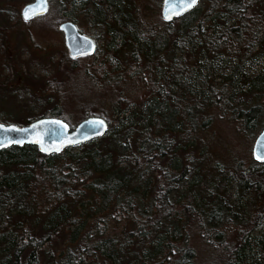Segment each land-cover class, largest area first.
Returning <instances> with one entry per match:
<instances>
[{
	"label": "trees",
	"instance_id": "16d2710c",
	"mask_svg": "<svg viewBox=\"0 0 264 264\" xmlns=\"http://www.w3.org/2000/svg\"><path fill=\"white\" fill-rule=\"evenodd\" d=\"M200 1L173 20L178 24L175 37L187 39L181 45L174 40L172 50L177 47L188 50L194 38H199L206 55L220 50L231 54V48L242 63L248 60L252 64L262 58V67L254 76L247 77L242 66L234 65L226 77L232 90L225 110L237 113L251 129L264 112V35L255 41L258 32L251 30L244 19L253 5L262 3L260 11L264 10V0H225L214 11L203 10ZM76 2L48 0L46 13L37 19H47L56 12L61 21L53 26L58 29L57 25L63 21L75 22L76 14H88L94 25L106 28L107 55L115 42L127 34L145 50L150 60L167 45L166 34L144 42L142 32L124 14L121 0H87L74 13ZM222 16L226 22L233 23L218 31L216 27ZM241 45L244 50L239 54L235 50ZM104 54L95 61L99 64L98 70L100 65L112 66ZM76 61L63 51L57 61L58 71L71 77ZM241 84H246L247 91H236ZM163 101L151 105L153 102L149 100L144 111L131 113V117L141 115L142 123L138 127L121 122L112 128L111 122L106 121L107 134L83 143L80 151L67 147L44 155L34 145L1 150V165L9 170L0 175V200L8 192L6 199L13 196L12 191L24 188L23 202L27 208L24 214L18 215L22 222L20 230L14 229L17 223H10L9 212L2 213L0 245L4 244V248L0 250V264H42V257H46L44 264H197L196 251L189 244L193 235L214 254L211 264H264V232L252 235L254 228L264 224V164L253 161L246 168L237 166L231 171L219 168L218 177L200 194L205 189H199L204 183V173L190 159L197 142L194 137L182 140L185 124L178 116L180 109H169L166 100ZM252 101L256 104L243 110ZM68 116L62 109L51 117L70 126ZM168 136H178L180 141L172 146ZM197 149L201 159L207 149L205 145H198ZM228 179L238 189L236 203H229ZM35 190L48 202L40 212L30 205ZM115 211L131 217L135 225V231L123 235L124 242H132L133 255L126 256L125 243L118 237H96L99 242L92 249L79 246L88 226ZM46 214L47 224L39 236L34 225L24 226L23 221ZM61 232L64 234L62 249L55 259L44 247Z\"/></svg>",
	"mask_w": 264,
	"mask_h": 264
},
{
	"label": "rangeland",
	"instance_id": "374dc122",
	"mask_svg": "<svg viewBox=\"0 0 264 264\" xmlns=\"http://www.w3.org/2000/svg\"><path fill=\"white\" fill-rule=\"evenodd\" d=\"M31 1L0 0V122L23 126L39 117L55 115L63 109L69 114L67 120L72 128L82 121L84 116H100L111 122L112 128L120 125L121 122L138 127L136 125L142 123L141 115L131 117V113L137 110L144 111L149 100L153 105L164 102V99L169 109L176 111L180 109L178 116L185 124L184 136H180L182 140L184 137L185 139L194 137V141L197 142L190 153V159L199 164L204 173V183L199 189H205L199 191L200 194L207 191L210 181L218 177L219 168L231 171L237 166L246 168L253 162L251 148L264 124V112L253 122L254 127L249 129L245 126L246 121L241 120L237 113L225 110L226 101L232 90L226 77L232 73L234 65L242 66L243 73L247 77L254 76L262 67V58L252 64L248 60L242 63L231 48H229L231 54L220 50V52L211 51L206 55L203 53V45H199V38H194V43L188 46V50L185 46L186 50L183 48L182 51L177 47L173 51L174 40L180 44L185 38L175 37L177 21L167 24L162 19V0H121L120 2L124 14L134 28L142 32L143 35H140L144 42L153 41L155 36L166 34L167 45L164 44L160 48L162 53L154 56L152 60L148 59L145 50L127 34L115 42V46L107 55L109 35L106 33V28L102 25H94L88 14L78 13L80 6L87 1L80 0L74 4L76 8L74 13H78L75 17L77 28L85 35H91L96 39L97 50L93 56L77 58L71 68L73 75L67 77L58 71L57 64L63 51L69 58L64 46L63 34L53 26L61 20L57 18L55 12L57 16L49 14L44 20L34 17L29 21H23L20 11ZM224 1L201 0L200 5L203 10L214 11L220 8ZM261 5L262 3L253 5L244 19L251 30H257L258 36L255 41L264 35V10L260 11ZM231 22L233 23V21L226 22L222 16L216 29L223 31ZM245 37L248 38L249 35L246 34ZM243 50L241 45L240 49L235 51L242 54ZM103 53L109 58L108 61L112 66L100 65L98 70L99 64L95 61H98ZM247 89L246 84H241L236 91L240 93ZM254 104L256 103L253 101L245 104L243 110ZM107 132L108 130L106 134ZM168 139L171 140L172 146L180 141L178 136L174 138L168 136ZM198 145H205L207 149L201 159H199L201 154L198 153ZM81 149L82 144L71 147L72 151ZM4 166L6 165H1L0 162L1 176L9 170ZM226 189L229 193V203H236L238 189L234 181L228 179ZM25 192L24 188L20 191H12L13 196L6 199L8 192L0 200V218L2 213L9 212V221L11 224L17 223L14 227L17 230L21 229L22 223L18 215L24 214L27 208L23 200ZM31 199L30 205L39 212L48 203L37 190L34 191V197ZM134 202H137L136 199ZM118 212H108L102 221L88 226L79 246L84 245L85 249L94 248L99 242L96 237L99 239L118 237L124 242L123 235L135 231V225L131 217L126 218L125 213ZM46 220L47 214L38 219L33 216L23 222L24 226L27 223L29 228L34 225L39 236L47 224ZM263 232L264 224L254 228L252 235ZM63 237V232L58 233L44 247L49 256L55 258L56 253L62 249ZM90 239L93 241L90 242ZM124 243L123 251L126 252V256L133 255L135 248L132 247V242ZM189 244L190 247L194 246L197 264H211L214 254L207 251L201 240L193 235ZM3 248L4 244L0 245V250ZM45 258H41L42 264L45 263ZM208 259L210 260L207 261ZM214 262L218 263V260Z\"/></svg>",
	"mask_w": 264,
	"mask_h": 264
},
{
	"label": "water",
	"instance_id": "95a60500",
	"mask_svg": "<svg viewBox=\"0 0 264 264\" xmlns=\"http://www.w3.org/2000/svg\"><path fill=\"white\" fill-rule=\"evenodd\" d=\"M199 1L196 0L194 5L185 9L183 7V0H162L161 17L166 23H170L190 10ZM47 9L48 0L43 5L41 4V0H32L23 6L20 16L23 21H29L34 17L44 15ZM26 10H31L34 13L32 18L28 20L24 18ZM58 30L63 34V42L69 58L77 59L92 56L95 53V41L91 37L81 33L73 22H61L58 25ZM100 121H103V124ZM0 125L5 126L4 128H0V145H3L0 147V150L11 146L34 145L44 155L58 153L67 147L103 137L108 129L106 120L98 116H89L83 119L73 129H70L65 121L56 117H40L23 126L5 123H0ZM9 125H15L17 129H24L26 131L12 130L8 128ZM44 149L49 150L45 151ZM251 152L253 161L263 165L264 124L253 141Z\"/></svg>",
	"mask_w": 264,
	"mask_h": 264
},
{
	"label": "snow or ice",
	"instance_id": "6c2138e0",
	"mask_svg": "<svg viewBox=\"0 0 264 264\" xmlns=\"http://www.w3.org/2000/svg\"><path fill=\"white\" fill-rule=\"evenodd\" d=\"M47 3V0H41V4H46ZM196 3V0H183V7L186 9V8H190L192 5H194ZM43 10H46V9H43ZM34 13L31 11V10H26L24 12V18L26 20L32 18V15ZM101 124H103V121H100ZM5 126L4 125H0V128H4ZM8 128L12 129V130H19V131H26L24 129H17V127L15 125H9ZM3 145H0V147H2ZM45 151H48L49 149H44ZM59 150V149H57ZM264 159V158H262Z\"/></svg>",
	"mask_w": 264,
	"mask_h": 264
},
{
	"label": "flooded vegetation",
	"instance_id": "af4514ba",
	"mask_svg": "<svg viewBox=\"0 0 264 264\" xmlns=\"http://www.w3.org/2000/svg\"><path fill=\"white\" fill-rule=\"evenodd\" d=\"M71 22H73L75 25H76V22H74V21H71ZM76 27H77V25H76ZM78 29V28H77ZM82 33V32H81ZM84 34V33H83ZM87 36H89V37H91L94 41H95V43H96V50H97V41H96V39L95 38H93L91 35H87ZM96 52V51H95ZM0 123H3V122H0ZM6 149H8V148H6ZM3 150H5V149H3ZM1 151V150H0Z\"/></svg>",
	"mask_w": 264,
	"mask_h": 264
}]
</instances>
